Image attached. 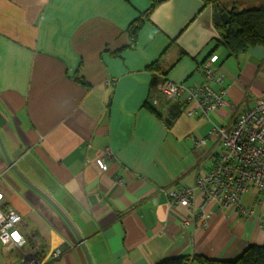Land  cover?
Instances as JSON below:
<instances>
[{
	"label": "crops",
	"instance_id": "crops-1",
	"mask_svg": "<svg viewBox=\"0 0 264 264\" xmlns=\"http://www.w3.org/2000/svg\"><path fill=\"white\" fill-rule=\"evenodd\" d=\"M149 7L148 0H0L1 141L18 171L72 222L93 264L231 261L264 243L256 219L263 206L246 196L253 217L245 219L211 205L203 227L164 192L193 187L208 172L218 151L207 137L212 125L231 126L264 99V47L237 43L228 51L214 40L192 57L149 19L131 47L128 27ZM211 55L225 104L209 120L182 111L167 125L172 105L160 98L161 82L205 83L199 66ZM160 57L162 74L148 70ZM0 192L21 215L24 249L39 244L38 264H87L63 218L1 151ZM20 259V250L0 245V264Z\"/></svg>",
	"mask_w": 264,
	"mask_h": 264
},
{
	"label": "built area",
	"instance_id": "built-area-1",
	"mask_svg": "<svg viewBox=\"0 0 264 264\" xmlns=\"http://www.w3.org/2000/svg\"><path fill=\"white\" fill-rule=\"evenodd\" d=\"M216 60L217 56L211 55L199 66L205 79L201 85L187 86L164 79L159 87L161 100L173 105L182 102L184 96V114L192 116L199 113L209 120V115L226 102V91L219 87L222 78L216 77L213 68ZM207 137L216 139L218 146L213 165L207 173L196 178L193 187L165 191L170 204L184 208L187 217L197 218L203 227L210 216L211 205L245 219L253 217V204L261 205L263 210L257 212L256 219L264 231V99L255 100L231 126L212 125ZM204 144V139L194 141L195 147ZM98 162L103 166L101 159ZM196 192L200 195L198 204H195ZM246 196L255 198L253 204L244 201ZM184 222L187 224L188 220ZM22 227L21 215L0 192V245L3 251L9 253L18 249L21 251L19 264H38L35 253L39 244L35 242L24 249L26 237ZM61 253V250H56L50 258L57 259Z\"/></svg>",
	"mask_w": 264,
	"mask_h": 264
},
{
	"label": "trees",
	"instance_id": "trees-1",
	"mask_svg": "<svg viewBox=\"0 0 264 264\" xmlns=\"http://www.w3.org/2000/svg\"><path fill=\"white\" fill-rule=\"evenodd\" d=\"M148 1L150 7L145 12L139 13L138 17L128 27L127 31L131 47L134 45L137 34L143 26V23L149 19L152 11L167 0ZM202 2L204 6L217 4L222 8V11L226 12L228 15L227 23L220 24L217 27L220 35V38L216 40L217 47L221 46L228 51H231L237 43H243L248 46L260 45L264 47V0H257V3L255 2L250 5L246 4L245 0L243 3H241V0H202ZM173 42H171V44ZM181 53L184 54L182 51ZM161 57L148 66V70L162 74L159 64ZM77 81L86 86V83L81 78ZM183 105L184 104H181V102H178L170 106L169 116L166 120L167 125H170L183 111ZM145 106L150 112L156 115V111L150 105L145 104ZM36 257L38 261L41 258L38 253ZM186 260L189 262L188 257H175L163 259L156 264H183ZM192 261L195 264H264V243L260 245H249L238 257L231 261L210 260L202 256H194Z\"/></svg>",
	"mask_w": 264,
	"mask_h": 264
},
{
	"label": "water",
	"instance_id": "water-1",
	"mask_svg": "<svg viewBox=\"0 0 264 264\" xmlns=\"http://www.w3.org/2000/svg\"><path fill=\"white\" fill-rule=\"evenodd\" d=\"M228 15L217 4L204 6L202 0H167L158 5L150 14L149 21L189 56H195L207 43L220 38L217 27L226 24ZM0 151L10 169L32 190L44 198L63 218L85 255L87 264H93L85 241L59 208V206L40 189L28 181L16 168L7 154L0 137ZM183 264H188L186 260Z\"/></svg>",
	"mask_w": 264,
	"mask_h": 264
},
{
	"label": "rangeland",
	"instance_id": "rangeland-1",
	"mask_svg": "<svg viewBox=\"0 0 264 264\" xmlns=\"http://www.w3.org/2000/svg\"><path fill=\"white\" fill-rule=\"evenodd\" d=\"M244 1V0H243ZM257 0H245V3L250 5V4H254ZM257 3V2H256ZM210 44V42L208 43ZM209 45H207L205 48H207ZM36 256V255H35Z\"/></svg>",
	"mask_w": 264,
	"mask_h": 264
},
{
	"label": "clouds",
	"instance_id": "clouds-1",
	"mask_svg": "<svg viewBox=\"0 0 264 264\" xmlns=\"http://www.w3.org/2000/svg\"><path fill=\"white\" fill-rule=\"evenodd\" d=\"M17 239H19V237H17Z\"/></svg>",
	"mask_w": 264,
	"mask_h": 264
}]
</instances>
